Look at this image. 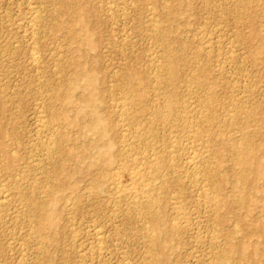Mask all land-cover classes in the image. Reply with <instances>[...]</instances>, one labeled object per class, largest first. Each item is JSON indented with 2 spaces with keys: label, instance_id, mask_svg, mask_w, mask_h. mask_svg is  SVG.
<instances>
[{
  "label": "rangeland",
  "instance_id": "rangeland-1",
  "mask_svg": "<svg viewBox=\"0 0 264 264\" xmlns=\"http://www.w3.org/2000/svg\"><path fill=\"white\" fill-rule=\"evenodd\" d=\"M114 6L119 14L106 10ZM170 61L177 72L169 79L164 68ZM208 94L215 106L203 111L213 121L206 150L218 169L215 186L225 197L218 217L225 222H216L197 193L175 181L170 168L180 161L166 159L158 195L164 221L178 220L171 210L178 201L187 224L158 264H211L207 254L224 253L229 238L238 252L227 254L228 264H264V175L253 177L251 166L244 169L247 185L235 180L242 133L260 141L251 142L254 148L264 147V0H0V191L10 188L9 196L0 192V264L149 263L147 251L155 250L146 238L148 223L112 198L113 174L130 164L122 145L141 127L140 147L165 155L171 136L194 123ZM169 100L174 108L164 124L159 115ZM55 133L57 151L47 160L41 144ZM259 156L264 164L263 152ZM238 191L247 194L244 205ZM95 230L103 234L102 256L90 253Z\"/></svg>",
  "mask_w": 264,
  "mask_h": 264
},
{
  "label": "bare ground",
  "instance_id": "bare-ground-1",
  "mask_svg": "<svg viewBox=\"0 0 264 264\" xmlns=\"http://www.w3.org/2000/svg\"><path fill=\"white\" fill-rule=\"evenodd\" d=\"M119 3V2H118ZM110 4V3H109ZM121 4V3H120ZM113 5H116L114 2H113ZM125 5V4H123ZM122 5V6H123ZM108 6V5H106ZM119 6V4H118ZM118 6H114V7H110L108 9H106L107 11H113V13H118L119 11V7ZM133 6V5H132ZM109 7V6H108ZM122 8V7H121ZM121 10V9H120ZM124 10V9H123ZM122 12H125L122 11ZM120 12V13H122ZM112 13V12H111ZM36 14V13H35ZM119 14V13H118ZM40 15V14H39ZM38 15V16H39ZM121 15V14H120ZM117 16V14H116ZM151 16V15H150ZM149 17V16H148ZM38 18V17H37ZM36 18V20H37ZM41 18V17H39ZM43 19V18H42ZM34 20V19H33ZM35 20V21H36ZM39 20V19H38ZM38 22V21H37ZM156 22V21H155ZM33 23V22H32ZM31 23V24H32ZM155 24V23H154ZM157 24V23H156ZM38 25V23H37ZM218 27V26H217ZM33 28V27H32ZM154 28V27H153ZM224 30V29H223ZM27 32V31H26ZM222 33V31H221ZM208 34V33H207ZM236 36V35H235ZM206 38V37H205ZM232 39V38H230ZM239 39V38H237ZM242 39V38H241ZM210 41V40H208ZM213 41V40H212ZM215 41V40H214ZM243 43V42H242ZM205 46V45H204ZM209 48V46H208ZM210 50L212 51V47L210 46ZM206 50H209V49H206ZM209 50V51H210ZM217 50V49H216ZM219 50V48H218ZM233 52V51H232ZM230 53V52H229ZM228 53V58L229 59H233V53L229 54ZM204 54V53H203ZM211 54V52H210ZM216 54H217V51H216ZM33 55V54H32ZM227 54H225L226 56ZM38 56V55H37ZM224 56V57H225ZM35 58V57H34ZM39 58V57H38ZM32 59V58H31ZM41 59V58H40ZM39 59V60H40ZM35 60V59H34ZM171 60V58H170ZM173 60V59H172ZM36 61V60H35ZM233 61V60H232ZM234 61H235V58H234ZM237 61V59H236ZM235 61V62H236ZM36 63V62H35ZM200 63V62H199ZM230 66V65H229ZM163 66H161L162 68ZM236 68V67H235ZM168 78H172L175 73L177 72L176 71V68L174 66V62L170 61L169 63L166 64L165 68H164ZM160 70V69H159ZM158 70V71H159ZM163 71V69H162ZM239 71V70H238ZM241 72V71H240ZM160 73V72H159ZM163 75V74H162ZM245 75V74H244ZM240 77V76H239ZM155 79H159V78H155ZM161 79V78H160ZM242 79V78H241ZM245 79V78H243ZM156 81V80H155ZM168 82H170L168 80ZM159 83V82H157ZM156 83V84H157ZM193 83V82H192ZM236 83V82H235ZM201 84V83H200ZM199 84V85H200ZM192 85V84H191ZM242 85V84H241ZM202 86V84H201ZM123 89V88H122ZM188 89V88H187ZM157 91V89H156ZM206 91V90H205ZM127 95V94H126ZM164 95V94H163ZM204 96H205V93H204ZM201 97V96H200ZM124 98V97H123ZM128 100V99H127ZM200 100V99H199ZM51 101V100H50ZM125 101V100H124ZM164 101V100H163ZM172 100H169V101H166V105L164 107V113L162 112L160 115H159V120H161L164 124L168 122V119L169 118H166V112H170L173 110V103L171 102ZM213 103V98L210 94H208V96H206V98L204 99V101H202L201 106L200 104H198L200 106V115L197 116L194 121V123H190L189 125L187 124L183 130V132H180L179 134H175L174 136H171V138L169 139L168 141V144L165 146V155L162 153H156L154 154L152 150H144L140 147V145L143 143V140L141 138V135H142V131H140L139 129L137 128H134L132 130L131 133L128 134V140H124V143L122 145V150H123V156L126 160H128L130 162V164H128V171H127V167L122 170V171H117L113 174V177L111 178L112 179V188L114 190V193H113V200L116 202V206L117 208H119L120 210L124 209L126 210L129 214L134 212L136 213L137 215H141L143 217V219L148 223V227L146 225V228H148L149 230V234H148V243L153 250L152 253L150 251H147L146 249H148L146 247L145 251L149 252V253H145V254H149L148 257L149 258H146L148 259L147 264H158V260L161 259V255H164L166 254L165 250H167L166 248L168 247V245L170 244V241L173 240V234L176 232V231H179L187 224V221L184 222L185 220H183V214H186L183 212V205L182 204H179L178 201H175L171 207V210H173L174 214L176 215V217H178V220L174 221V222H170L171 223H166L164 221V206H163V202L162 200L160 199V197L158 196L160 193V195H162V188H163V184H165L166 182V176H165V170H166V166H167V163H166V159L168 161V163H173V162H177L178 160L180 161V163L176 166V169L174 168H170L174 171L175 173V176H173L175 178V181H178L179 183H184L186 185H188L189 187H191V189H193L197 195H198V199H200V203L206 208V210H208L209 212H213L211 214L213 215H217L215 216L217 219H216V222L218 220L219 224L222 222V217H218V216H222L224 214L221 215V211L223 212V207L220 209V205L223 203L220 204V195L223 196L222 194H220V191L218 190V185L215 186L217 183V171L218 169H216L217 167L216 166H213V161L215 159H213V157L211 158V155L207 152V148H206V142L208 139H211V134H210V130H209V124L212 121V118H211V115L210 117L207 118V114L206 115H203V111H207L210 110V107ZM214 104V103H213ZM163 105V104H162ZM122 110L125 109V104H122L120 105ZM127 106V105H126ZM132 106V105H131ZM215 106V104H214ZM213 106V107H214ZM128 107V106H127ZM130 107V106H129ZM238 108V107H237ZM132 109V108H131ZM121 110V111H122ZM130 110V109H129ZM197 110V109H196ZM213 110V109H212ZM247 110V109H246ZM249 110L245 111L244 110V116H245V119H246V122L249 120L250 116H252L249 112ZM128 112V111H127ZM126 112V113H127ZM193 112V111H192ZM213 112V111H212ZM252 112V111H251ZM198 113V112H197ZM196 113V114H197ZM206 113V112H205ZM165 114V115H164ZM228 114V113H227ZM183 115V114H182ZM41 116V115H40ZM123 116V115H122ZM125 116V115H124ZM242 116V115H241ZM262 116V115H261ZM42 117V116H41ZM48 117V116H47ZM263 117V116H262ZM261 117V118H262ZM124 118V117H123ZM258 118V117H257ZM260 118V117H259ZM260 118V119H261ZM39 119V118H38ZM37 119V120H38ZM259 119V120H260ZM40 120V119H39ZM38 120V121H39ZM46 120V119H45ZM133 120V119H132ZM223 120V119H222ZM262 120V119H261ZM264 120V118H263ZM40 127L41 129L46 127L47 128V122L48 121H44L43 120H40ZM125 121V120H124ZM185 121V120H184ZM231 121V120H230ZM252 121V120H251ZM257 121V120H255ZM172 122V121H171ZM229 122V121H228ZM259 123V121H257ZM256 122V123H257ZM264 121L261 122V124H264L263 123ZM51 123V122H50ZM161 123V124H163ZM253 123V122H252ZM185 124V123H184ZM212 124V123H211ZM250 124V122H249ZM235 125V124H234ZM254 125V124H253ZM246 126V125H243V127ZM249 125H247L246 127H248ZM258 126V125H257ZM139 127V126H137ZM251 127V126H250ZM255 127V126H254ZM253 127V129H254ZM263 127V126H262ZM94 128V131L100 133L98 131V127L97 125L93 127ZM172 128V127H171ZM173 129V128H172ZM247 129V128H246ZM250 129V128H248ZM259 129V128H258ZM145 130V129H144ZM209 130V131H208ZM234 130V129H233ZM243 130V128L241 130H238L241 131ZM257 130V128H256ZM264 130V129H263ZM153 131V130H152ZM182 131V130H181ZM249 131V130H248ZM54 132V131H53ZM52 132V133H53ZM148 133V132H147ZM239 133V135H240ZM247 133V132H246ZM245 132L242 133L243 134V138L242 140H240V142H242L241 146L238 148L235 149V155H236V161L237 163L240 165L239 169L240 172H238L235 176V180L238 182L237 185L239 183H243L244 182L246 183L247 185V176H246V173L248 175V172L245 173L244 169H248V167H253V168H249V169H252L253 171L250 172V175L253 174L255 177V174L257 176H263L264 175V164L263 162L261 161V157L259 155H261V152H263L264 154V147H261L260 146L258 147L259 149L257 148H254L253 144L251 142L252 139L254 138V134L252 135V139L249 135L251 134H248L250 133V131L246 134ZM38 134V133H37ZM48 134V133H47ZM144 135V134H143ZM228 135V134H227ZM241 136V135H240ZM239 136V137H240ZM238 137V138H239ZM260 137V136H259ZM262 137V136H261ZM36 138V137H35ZM241 138V137H240ZM43 139V138H42ZM239 140V139H238ZM254 140V139H253ZM261 140V139H260ZM256 141V140H255ZM262 141V140H261ZM208 142V141H207ZM238 143V142H237ZM253 143H256V142H253ZM260 141L258 140V143L256 144H259ZM254 144V145H256ZM42 149L44 151V155H45V158L47 160H51V158L53 157L54 153L57 151V146H56V133L55 134H49L48 136H46L44 138V140L42 141ZM183 147L185 146L184 150H180L179 151V147L182 146ZM208 145V144H207ZM239 146V144H238ZM257 147V145L255 146ZM211 148V147H210ZM209 150V149H208ZM233 151V150H232ZM260 151V154L257 155V152ZM102 154L105 156V155H109V152L108 150H105V149H102L101 150ZM35 153V152H34ZM216 156V154H215ZM218 156V155H217ZM219 157V156H218ZM217 157V158H218ZM213 159V160H212ZM108 160V164L111 165L112 164V157L109 156V158L107 159ZM235 161V160H234ZM36 164V163H35ZM46 167V166H45ZM169 167V166H168ZM237 167V166H236ZM238 168V167H237ZM237 171V169L234 170V172ZM253 172V173H252ZM235 173H233L234 175ZM252 179V178H251ZM250 180V178L248 179ZM255 180V178H254ZM220 181V180H219ZM235 182V181H234ZM249 182V181H248ZM252 182V180H251ZM236 183V182H235ZM234 183V184H235ZM255 183V182H254ZM262 183V182H261ZM264 183V182H263ZM262 183V185H264ZM182 185V184H181ZM237 185H235L237 187ZM241 185V184H240ZM245 185V184H244ZM253 185V184H252ZM178 186V185H177ZM221 186V185H220ZM234 186V187H235ZM260 186V185H259ZM181 187V186H180ZM179 187V188H180ZM235 187V188H236ZM241 187V186H240ZM239 187V188H240ZM243 187V186H242ZM253 188H255L254 186H252ZM178 188V189H179ZM259 188V187H258ZM261 188V186H260ZM263 188V187H262ZM4 189V188H3ZM1 189V191L3 190ZM10 189V188H9ZM8 189L7 187V190L5 189L4 191H2V193L6 196H9L10 195V190ZM31 189V188H30ZM189 189V190H191ZM256 189V188H255ZM41 190V189H40ZM45 190V189H44ZM94 190H98L97 187H94ZM182 190H184V188L181 187V192H183ZM239 190V189H238ZM241 190V189H240ZM245 190V188H244ZM243 190V191H244ZM254 190V189H253ZM263 190V189H262ZM0 191V192H1ZM247 191V190H246ZM259 191H261V189H259ZM258 191V192H259ZM240 191H238V195H239V198L238 200L241 202L242 200L241 199H245L243 196L247 197L246 195L242 194L241 195V192L239 193ZM245 192V191H244ZM48 193V192H46ZM232 193H235V192H232ZM237 193V191H236ZM243 193V192H242ZM246 193H249V192H246ZM252 193V192H251ZM254 193H256V191H254ZM253 194V193H252ZM235 195V194H234ZM157 196H158V199H157ZM224 197V196H223ZM222 197V198H223ZM1 198V197H0ZM221 198V199H222ZM225 198V197H224ZM223 198V200H225ZM6 199V198H5ZM38 199V198H37ZM233 199V198H232ZM231 200V199H230ZM4 201V200H2ZM198 201V200H197ZM222 201V200H221ZM235 201V199H234ZM244 202V201H243ZM247 202V201H245ZM4 203V202H3ZM197 204V205H200ZM226 203V202H225ZM225 203L223 204L225 206ZM231 202H229L230 204ZM241 204H245V203H242ZM182 205V206H181ZM227 205V203H226ZM231 205H233V202L232 204H230V207ZM237 206V202L235 204ZM240 205V204H239ZM247 206V205H246ZM227 207V206H226ZM229 207V206H228ZM239 207V206H237ZM242 207V205H241ZM249 207V206H248ZM36 210H41L43 209V207H41L40 205L39 206H36L35 207ZM202 208V207H201ZM225 208V207H224ZM240 208V207H239ZM243 208H245L243 206ZM199 209V208H198ZM203 209V208H202ZM230 209V208H229ZM227 209V210H229ZM204 210V209H203ZM226 210V208L224 209ZM123 211V210H122ZM231 211V210H230ZM235 211V210H234ZM203 212V211H202ZM207 211H205L206 213ZM208 212V214H210ZM225 212V211H224ZM227 212V211H226ZM236 213L235 214H238L237 211H235ZM198 213V212H197ZM216 213V214H215ZM200 214V213H199ZM227 214V213H226ZM240 214V212H239ZM23 216V215H22ZM186 216V215H185ZM204 216V215H203ZM208 216V215H207ZM241 216V215H240ZM36 217V216H35ZM226 217V216H225ZM225 217H223L225 219ZM243 217V216H242ZM207 219V218H206ZM209 219H210V216H209ZM214 219V218H213ZM223 219V222H225ZM241 219V218H240ZM239 219V220H240ZM208 220V219H207ZM211 220V219H210ZM244 220V219H242ZM241 220V221H242ZM46 221L48 222V224H52L51 221V217L48 216L46 218ZM245 221V220H244ZM211 222V221H210ZM222 222V223H223ZM186 223V224H185ZM239 223V222H238ZM244 223V222H243ZM211 224V223H210ZM216 224V223H214ZM246 222L243 224L245 225ZM24 225V224H23ZM217 225V224H216ZM242 225V223H241ZM214 225H210V227H213ZM222 227V226H221ZM229 227V226H228ZM231 227V225H230ZM214 228V227H213ZM211 229V228H210ZM230 229V228H229ZM184 230V229H182ZM218 230V229H216ZM29 231V230H28ZM210 231H214L213 229L210 230ZM236 231V230H235ZM159 234H157V233ZM211 232V233H212ZM215 232V231H214ZM214 232L211 234L213 235ZM218 232V231H217ZM234 232V231H233ZM238 232V231H236ZM235 232V233H236ZM29 233H31L29 231ZM28 233V236L29 237H34L33 235L31 236V234ZM145 233V232H144ZM148 233V231H147ZM152 233V234H151ZM178 233V232H177ZM208 233L210 232H207L206 234L208 235ZM221 233H222V230H221ZM224 233V231H223ZM229 233V232H228ZM227 233V234H228ZM231 235H232V232H230ZM229 233V234H230ZM204 235V236H207V235ZM220 234V233H219ZM228 234V235H229ZM262 234V233H260ZM102 232L99 231V230H95L94 231V237H95V243L93 245V250H91V254L92 255H98V256H102L103 255V249H104V238L102 236ZM178 235V234H177ZM176 235V236H177ZM217 235V234H216ZM226 235V236H228ZM230 235V236H231ZM235 235V234H234ZM237 235V234H236ZM146 236V235H145ZM223 236V235H222ZM225 236V234H224ZM225 236V237H226ZM229 236V237H230ZM233 236V235H232ZM231 236V237H232ZM216 237V236H215ZM227 237V238H229ZM36 238V237H35ZM206 238V237H205ZM205 238L203 240H205ZM208 238H209V235H208ZM207 238V239H208ZM217 239L219 237H216ZM94 239V238H93ZM217 239L215 240L214 237L211 238V241L212 243L209 242V239H208V242L210 244H212V246L214 245H217L216 242H217ZM32 240V239H31ZM200 242V239L198 240ZM197 241V242H198ZM207 241V240H206ZM216 241V242H215ZM220 241V240H219ZM227 241V240H225ZM225 241L224 244H225ZM203 242V241H202ZM26 244V242H25ZM200 244V243H198ZM208 244V243H207ZM209 244V248L212 247L211 245ZM221 246H224V244L221 242L220 243ZM223 244V245H222ZM236 244V243H235ZM237 245V244H236ZM235 245V247H236ZM27 246V245H26ZM147 246V245H146ZM198 246V245H197ZM207 246V245H206ZM220 246V248H221ZM28 247V246H27ZM149 247V246H148ZM216 248L219 247L218 245L215 246ZM215 248V249H216ZM224 248V247H222ZM238 247H236L237 249ZM150 249V248H149ZM218 249V248H217ZM216 249V250H217ZM235 249L234 248V242H233V239L229 238L228 240V243H227V246H226V249L224 250V253H222L221 249V253L222 254H215L217 256L213 257L211 256L209 253L207 254V258H208V262H210L211 264H228V262H232V261H228L227 259V254L231 252V254L233 255L236 250H233ZM208 250V249H207ZM213 251V248L211 249ZM210 250V251H211ZM239 250V248H238ZM209 251V250H208ZM209 251V252H210ZM211 251V252H212ZM218 251V250H217ZM216 251V253H218ZM232 251H234V253H232ZM203 252V251H202ZM210 252V253H211ZM238 252V251H237ZM236 252V253H237ZM254 252V251H253ZM252 252V253H253ZM256 252V251H255ZM158 253V254H157ZM207 253V252H206ZM220 253V252H219ZM144 256H147L145 255ZM198 254V253H197ZM230 254V255H231ZM167 255V254H166ZM202 255V254H201ZM205 255V254H204ZM212 255H213V252H212ZM229 255V256H230ZM252 255V254H251ZM254 255V253H253ZM159 256V257H158ZM199 256V254L197 255ZM197 256H194V257H197ZM165 257V255H164ZM162 257V259L164 258ZM200 259H201V256H199ZM197 257V258H199ZM203 257V255H202ZM204 258V257H203ZM202 258V259H203ZM206 258V256H205ZM253 258V257H251ZM128 259V258H127ZM235 259V258H234ZM232 259V260H234ZM237 259V258H236ZM193 260V259H192ZM226 260L228 262H226ZM230 260H231V257H230ZM241 260V259H240ZM255 260V259H254ZM198 261V260H197ZM196 261V262H197ZM201 261V260H200ZM204 261V259H203ZM203 261H202V264H203ZM237 261V260H236ZM251 261H253L251 259ZM124 262V261H123ZM127 262V260L125 261ZM129 262V261H128ZM146 262V261H145ZM165 262V260H164ZM235 262V260H234ZM242 262V261H241ZM249 262V261H248ZM255 262V261H253ZM258 263V261H256ZM144 264V262H142ZM140 263V264H142ZM162 263V262H161ZM160 263V264H161ZM191 263V262H190ZM198 263V262H197ZM201 263V262H199ZM198 263V264H199ZM245 263V262H244ZM251 263V262H250ZM255 263V264H257ZM120 264V263H119ZM122 264H127V263H122ZM195 264V263H194ZM206 264H209L206 262ZM238 264V263H237ZM254 264V263H252Z\"/></svg>",
  "mask_w": 264,
  "mask_h": 264
}]
</instances>
